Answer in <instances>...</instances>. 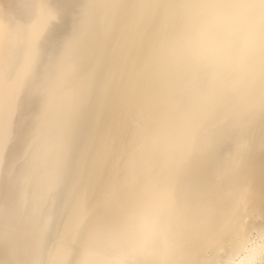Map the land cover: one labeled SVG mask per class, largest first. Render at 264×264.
<instances>
[{
    "label": "bare ground",
    "instance_id": "bare-ground-1",
    "mask_svg": "<svg viewBox=\"0 0 264 264\" xmlns=\"http://www.w3.org/2000/svg\"><path fill=\"white\" fill-rule=\"evenodd\" d=\"M132 3L136 7L125 16L132 42L109 75L113 120L93 153L92 179L107 188L135 175V199L164 219L150 251L172 264H195L227 230L235 190L213 178L200 193H184L178 187L180 165L211 104L227 103L250 118L259 113L261 18L246 0ZM23 72L17 65L13 77ZM8 88L0 84V100ZM34 97L24 143L6 163L0 152V253L62 259L59 245L70 243L79 226L84 191L79 174H69L62 148L59 94L40 91ZM45 109L47 120L37 137ZM127 243L124 238L109 247Z\"/></svg>",
    "mask_w": 264,
    "mask_h": 264
},
{
    "label": "snow or ice",
    "instance_id": "snow-or-ice-1",
    "mask_svg": "<svg viewBox=\"0 0 264 264\" xmlns=\"http://www.w3.org/2000/svg\"><path fill=\"white\" fill-rule=\"evenodd\" d=\"M246 3L260 14L264 47V0ZM134 7L132 0H0V84L9 85L0 100L3 161L24 143L27 117L36 107L34 93L59 94L62 148L69 174H79L84 191L79 226L70 243L59 245L62 259L0 253V264H172L150 251L164 219L135 199V175L107 188L92 179L93 153L113 120L109 75L132 42L125 16ZM17 65L24 72L14 78ZM198 71L193 69L194 75ZM260 78L264 85V64ZM47 116L45 109L38 117L37 137ZM213 178L235 190L228 228L195 264H264V95L251 118L224 102L209 106L181 162L178 187L196 195ZM124 238L127 245L109 247Z\"/></svg>",
    "mask_w": 264,
    "mask_h": 264
}]
</instances>
